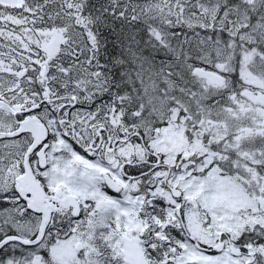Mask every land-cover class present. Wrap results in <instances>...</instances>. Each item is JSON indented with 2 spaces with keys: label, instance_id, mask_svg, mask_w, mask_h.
<instances>
[{
  "label": "snow or ice",
  "instance_id": "snow-or-ice-1",
  "mask_svg": "<svg viewBox=\"0 0 264 264\" xmlns=\"http://www.w3.org/2000/svg\"><path fill=\"white\" fill-rule=\"evenodd\" d=\"M0 264H264V0H0Z\"/></svg>",
  "mask_w": 264,
  "mask_h": 264
}]
</instances>
